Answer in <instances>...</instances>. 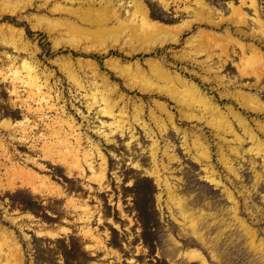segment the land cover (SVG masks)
<instances>
[{"label": "rangeland", "instance_id": "obj_1", "mask_svg": "<svg viewBox=\"0 0 264 264\" xmlns=\"http://www.w3.org/2000/svg\"><path fill=\"white\" fill-rule=\"evenodd\" d=\"M131 1L0 0V25L15 29L13 36L9 31L0 35V71L6 75V80L0 76V118L12 122L29 119L11 130L0 127V140L12 161L50 180L35 181L39 193L19 183L11 185V174L5 171L9 162L0 148V243L7 241L16 250L6 262L2 256L0 261L5 264H264V150L252 145L230 114L233 110L246 119L264 141L255 124H264V113L254 110L259 106L249 100L250 95L264 102V75L256 76L257 62L264 60V0H256L263 26L252 19L253 9L248 7V2L242 4L240 0H165L166 6L161 0H140L153 20L175 28L179 34L176 42L156 47L150 53L142 52L147 48L142 42L104 31L118 26L104 8L116 10L124 19L133 9ZM236 6H241V13L234 12ZM207 18L215 19L217 24H210ZM243 43L253 45L256 53L242 54ZM8 57L18 63L24 58L36 66L41 78L46 77L51 91H55L53 96L60 97L56 104H64L66 115L81 125L83 145L87 144L86 137L98 145L107 159L100 182L99 176L89 178L91 173L87 169L84 175L75 168L70 171L64 158L49 154L43 158L37 138L36 148L32 145L34 137L46 130L36 115L28 113L10 95L13 77L8 70ZM69 59L85 84L94 77L86 60L93 61L100 75L115 83L116 93L129 100V118L122 123L123 136L115 133V142L103 140L96 132L99 120L105 118L95 115L96 108L87 110L66 76L63 69ZM148 59L161 61L170 73L180 75L211 98L224 115L231 117L235 131L245 142L238 144L230 134L220 133L223 138H219L206 117L187 119L188 115L178 104L165 96L173 85L161 81L145 65ZM109 60L124 66L139 63L146 73L142 72V77L135 74L138 77L134 75L132 79L138 87L153 91L141 93L126 88L124 79L107 67ZM207 65L213 67L212 71ZM45 73L50 74L49 79ZM99 78L96 81L101 83ZM137 105L141 108V119L157 141L156 148L151 145L147 130L133 122ZM52 114L55 113H47L50 117ZM34 121L37 126H33ZM28 125V130L34 127L30 130L31 140H21V129ZM197 137L210 152L208 160L197 155L202 151L197 150V144L193 145ZM233 145L240 155L230 151ZM154 149L158 152L155 162L151 157ZM223 153L233 161L235 173L223 163ZM94 160L97 167V155ZM254 161L255 165L251 163ZM154 167L160 168H157L159 181L152 174ZM207 175L215 176L220 186L210 183ZM165 177L182 199L184 216L169 199L163 185ZM229 190L247 229L234 217Z\"/></svg>", "mask_w": 264, "mask_h": 264}, {"label": "bare ground", "instance_id": "obj_2", "mask_svg": "<svg viewBox=\"0 0 264 264\" xmlns=\"http://www.w3.org/2000/svg\"><path fill=\"white\" fill-rule=\"evenodd\" d=\"M161 1L163 2L164 6L167 5V2L165 0H161ZM240 1L242 4L248 2L247 3L248 7L250 6L253 9L254 16L252 17V19L257 24H259L260 26H263L262 25L263 21L260 18L259 13H258L256 0H240ZM131 2H132L131 6L133 7V9L124 19L120 18L119 14L117 13L116 10L112 9V11H109V8L108 9L104 8L106 13L109 12L112 14V17L115 19L116 23L118 24V26H115L113 28L111 27L110 29H104L106 34H107V31H110L109 33H111V36L117 35L118 38L119 37H126L128 40L129 39H135L138 43L142 42L144 47H147L142 51L143 53H150L156 47H160V46L165 47L164 45L177 41L179 34L176 32L175 28H172L170 26H167L165 24H162L158 21L153 20L149 16V11L147 10L146 6L140 0H132ZM240 7L241 6H236L234 8V12L241 13L242 8H240ZM139 10H141V11H139ZM205 10L209 11V8H206ZM101 11L103 12V10H101ZM68 12H70V11L68 10ZM138 13H140V14L138 15ZM243 13H244V11H243ZM245 15H246V13H245ZM207 22H209L210 24H217V21H215V19H213V18L208 19ZM13 29H14V27L11 25L2 24V25H0V35L7 33L6 31H9L8 33L11 32L10 34H12V32L13 33L15 32V31H12ZM260 31H263V30L260 29ZM21 34L22 33H18V35L22 36ZM102 35H103V33H102ZM12 36H13V34H12ZM12 46H14V45H12ZM71 46L76 47L75 44H72ZM83 49H85V48H83ZM89 49H90V47H89ZM14 50H16V49L14 48ZM240 50H241V53L244 55H246L248 52L249 53H253V52L256 53V51H257V49L253 45H251V44L247 45L244 43L240 45ZM257 54H259V53H257ZM257 54H255V55H257ZM259 59L260 58H258L257 61ZM77 62L80 64L81 61L77 60ZM207 62H204V63H207ZM17 63L18 62H16L15 58L8 57V70H10L12 72L11 75L13 77V78H11V89L9 90L10 95H14L15 99L18 102H20V106L24 107L28 113H32V114L36 115V117L39 119V121L43 122L44 129L46 130V132H41L38 134L37 137H34V139L32 140V145L35 146L37 144L36 143V138H37V141H39L41 144L40 149L42 150L43 158L48 156V154L50 155V157L52 155V157H54V156L58 157L59 156L61 158H64L67 160V163L69 162V165L67 167H68V169H70V171L73 170V168H75V169H77V172L79 171L78 173L83 174V173H85V171L87 169L91 173V176L89 178L92 177V179H93V178H97L99 176V178H97V179H99V182H100V179H102V177H104L103 176L104 172H106L105 168H106V160L107 159L105 158V156L102 155V153H101L102 151H100V148L98 147V145L94 144V142H93L94 140L92 141L91 138H89V137H86V139H85V141L87 140V144L83 145L82 133H80V131H79V127L81 125L76 124L75 118L71 117L70 115H66L67 111H65V106H63L64 104L63 105H57L56 104V100L58 102V98H60V97L58 95H56L55 97L53 96V94H52L53 90L51 91V89L49 87L50 85L47 84L48 82L46 80V77L44 79L41 78V76L39 75V72H38L39 70H37L36 66H34L30 61H28L27 59H24V58L21 59L18 64ZM86 64L90 66L89 68L92 71L91 75L94 76L93 79L91 81H89V83L86 81L87 84H85L83 78L80 77V75L74 71L75 66L73 67V63L70 61V59L67 61V66L63 70L66 71V73H67L66 76H68V78L71 80L73 85L76 87L75 90H76L77 94L80 95L81 96L80 98L84 100L87 110L90 111V110H93L96 108V112H95L96 114L95 115L96 116L98 115L100 117L105 118V120H102V119L99 120L100 125L97 126L98 128L96 129V132H98L99 136L101 135L102 137H104L103 140L105 139L106 141L111 143V141H114L113 135L115 133L119 132V136H121V137L123 136L124 126H122V123L127 121L126 119L129 118V113H128V109H127V104H128L129 100L125 101L124 97L121 94L116 93V91H118V90L116 88L115 83L110 81L106 76L100 75V73L97 69L98 67H96L97 65L93 61L86 60ZM106 65H107V67L110 68V70L114 71L116 74L120 75L124 79V84L126 85V88L136 89V90H139V92H141V93L153 91L151 88H148V87H138L137 84L134 82L135 81L134 78L132 79V77H134L135 74H138L142 77V75L144 73H146V72H143V69H142L141 65H139V63H135V64L130 65V66H124L123 64H121L119 62H115L114 60H111V61L109 60ZM145 65H147V67L150 70L154 71L157 74V76L160 77L161 81L167 82V83L173 85L170 87V90L166 92L165 96L172 99L173 101L176 102V104H178L180 109L188 115V117H186L187 119L203 120V118L206 117L208 119V124L211 127H213L215 129V131L217 132L216 133L217 136H219L220 133H222L223 135L230 134L234 138L233 141H237L238 144L241 145L243 142H245L242 135H240L239 133H237L235 131L233 121L230 120L231 117L224 115L223 112L218 108V106H216L215 103H213L212 99L208 98L204 94H202L201 91L195 85L188 82L184 78H181L180 75H177V74L175 75V74L170 73L169 70L167 69V67L164 65V63H162L159 60L148 59L145 61ZM79 66H82V65L80 64ZM84 66H85V64H84ZM207 67L209 68L210 71H212L213 67H210V65H207ZM256 68L258 69L256 72V74H257L256 76L258 78H260L262 75H264V60L262 61L260 59L259 62H257ZM256 68L254 66L255 70H256ZM81 69H82V67H81ZM86 69H88V68H86ZM80 71L82 72V70H80ZM142 72H143V74H142ZM41 75H43V74H41ZM44 75L46 76L47 74L45 73ZM0 76L5 78V80H6V75H4L1 71H0ZM49 76H50V74H49ZM49 76L47 75V77H48L47 79H49ZM97 76L100 77L99 79L101 80V83H98V81H96ZM135 77H138V76L135 75ZM218 78L220 79L221 77H218ZM142 79H144V77ZM137 80H138V78H137ZM222 81L223 80H221V82ZM149 85H150V83H149ZM53 87H56V86H53ZM53 92H55V91H53ZM22 93H24V95H22ZM58 94H59V92H58ZM150 94H152V93H150ZM75 95H76V93H75ZM115 95H117V96L115 97ZM242 97H243V99L245 98L244 96H242ZM63 99L64 98H62V100ZM249 100H251V102L254 103V106H255V104H256V107L259 106V109L253 108L254 110L259 111L260 113H264V102H262L257 97H252L250 95H249ZM135 102H137V101H135ZM161 106H162L164 111H168L166 106H163V105H161ZM250 106H251V103H250L249 107ZM77 110H79V109H77ZM49 111H53L55 114L54 115L52 114L53 116L50 117L49 115H47V113ZM141 114H142L141 108L138 105L135 106L134 113L132 115L133 122L134 121L138 122L139 125L141 124V127H143L144 129L147 130V135L152 139L151 145H153V148H156L155 146H157V144H156L157 141L152 136L153 133L147 129L146 123L141 119V117H142ZM230 114L232 115L233 118H235V120L238 122V124L243 128V133L245 135H247V137L251 141L252 145H255V147H257V148L260 147L264 150V141L258 136V133L246 121V119L240 118L239 115L236 112H234L233 110H231ZM82 115H83V113H82ZM153 116H154V114H153ZM168 117H169V120L171 122H173V120H172L173 117L171 116V114L169 112H168ZM154 118L157 120L156 116H154ZM28 120L29 119H24L21 121L12 122V121H9L7 118H0V127L5 129V130H11V129H14L15 127L23 126V123L24 122L28 123ZM37 124L38 123H35V121H34L33 126H37ZM255 124L258 125L259 132L264 135V124H262L260 122H255ZM129 125H132V124H129ZM27 128L29 129L30 126L28 125V127H23L21 129L20 136H19V138L21 140H25V141L31 140L30 139V133H31L30 130L34 127H31L30 130H28ZM129 128L132 129L131 126H129ZM3 129H2V131H4ZM118 129H120V130L117 131ZM121 129H122V131H121ZM18 132H19V130H18ZM133 132L130 133V138H132L134 136ZM8 135H9V133H8ZM223 135H220L219 138H223ZM6 137H7V135H6ZM135 138L137 139V137H135ZM186 140L187 139H185V141ZM193 142H195V143H193ZM193 142H192L193 145L194 144L198 145L197 150L202 149V151L200 152L201 154H197L198 152L196 154L200 155V156L203 155L204 158L202 156L201 157L203 159L207 158V160H208V157L210 156L208 154L210 152H209V150L207 152V150L204 149L206 146L204 144H201L202 143L201 139H199V137H197V139L194 140ZM127 144H129V142ZM203 145L205 147H203ZM125 146H127V145H125ZM128 147H129V145H128ZM0 148L2 149L3 153H5L6 159L9 162V165L7 166V170H5V171H9L11 174L10 175L11 176L10 177L11 185H14V184L16 185V183H19L22 186L28 187V189H30L33 193H39V191L36 187L37 185H36L35 181L37 179H39V181L41 183L42 182L43 183L44 182H50L48 177L43 176L42 174L35 171L34 169H32V168L25 169L23 166H20L19 163L17 164L16 162L12 161L11 155H9L7 153L8 151L6 149V146L2 143L1 140H0ZM35 148H36V146H35ZM251 150L252 149L250 148L249 151H251ZM151 151H152L151 157H152L153 161L155 162V159L157 160V158H155L156 157L155 154L157 151L155 149L151 150ZM230 151L232 153H234V155L239 154L238 148L234 145L231 146ZM95 155H97L98 159H99V163H98L97 167L95 166V163H94V161H95L94 156ZM169 156L171 157V155H168V157ZM200 156H198V157H200ZM242 158H243V156H242ZM221 159L223 160V163L225 164V166H227V168L230 170V172L232 171L233 173H235L236 170L234 168L233 161L229 158V156H225V154L223 153L221 155ZM66 160H65V162H66ZM196 160H199V159H196ZM24 161H25V159H24ZM26 161H28V160L26 159ZM30 161L33 162L32 160H30ZM35 161H37V160L34 159V162ZM251 163L254 164L255 161L251 162ZM4 166H5V164H4ZM156 166H158V164H156ZM41 168H43V167H41ZM157 168L158 167H154V171L152 174L155 175L157 181H159L160 177H159V170L158 169H160V168H158V169ZM163 168L165 169V166ZM207 172H210V171H207ZM211 174H213L212 171H211ZM237 174H238V172H237ZM258 177H259V175H258ZM105 178H106V176H105ZM166 178L167 177H165L163 179L164 180L163 185H165V187H166L167 193L169 194L168 195L169 199L178 207L181 215L184 216L185 210H184V207L182 204V199L174 193V190L172 189L171 184L168 182V180ZM206 178L212 184L219 185V186L221 184V182H219V180H217L215 178V176L213 177V175H207ZM219 179H220V177H219ZM101 183H102V181H101ZM54 186H55V184H54ZM231 193L229 190V192L227 194H228V198L233 200L232 210L234 213V217L238 218L240 224L244 227V229H247L246 224L243 222L245 220H241V218H239V216L237 214V212H239V211H237L238 203L236 204V201L233 199ZM82 218L80 217V219H82ZM248 230H250L249 227H248ZM86 232H89V230ZM195 234H194V236H195ZM94 238L96 239V237H94ZM6 242L0 243V252H1L0 256H2L1 258H4L5 262L8 260V258L10 256H13L16 254V250L14 249V247L9 242H7V243ZM2 247H5V250H3ZM0 260H2V259H0ZM5 262H1V264H5Z\"/></svg>", "mask_w": 264, "mask_h": 264}]
</instances>
